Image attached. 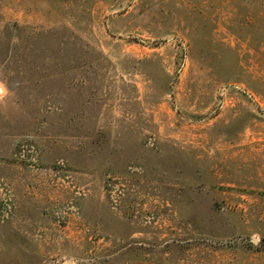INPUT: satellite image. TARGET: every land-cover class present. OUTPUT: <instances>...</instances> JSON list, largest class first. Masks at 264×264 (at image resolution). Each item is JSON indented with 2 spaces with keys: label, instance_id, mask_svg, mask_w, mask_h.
Here are the masks:
<instances>
[{
  "label": "rangeland",
  "instance_id": "374dc122",
  "mask_svg": "<svg viewBox=\"0 0 264 264\" xmlns=\"http://www.w3.org/2000/svg\"><path fill=\"white\" fill-rule=\"evenodd\" d=\"M0 264H264V0H0Z\"/></svg>",
  "mask_w": 264,
  "mask_h": 264
}]
</instances>
